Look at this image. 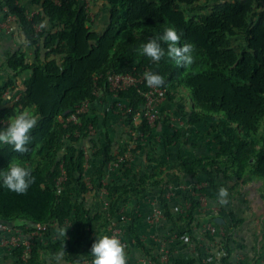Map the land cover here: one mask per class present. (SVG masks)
Wrapping results in <instances>:
<instances>
[{
  "label": "trees",
  "instance_id": "trees-1",
  "mask_svg": "<svg viewBox=\"0 0 264 264\" xmlns=\"http://www.w3.org/2000/svg\"><path fill=\"white\" fill-rule=\"evenodd\" d=\"M30 1L41 11L30 15L23 0L0 1L2 19L15 17L26 44L34 48L32 60L20 49L5 58L2 67L8 70L9 77L0 87V102L7 90L15 86L18 76L28 72L29 77L24 81L25 89L18 99L12 105L0 108V130L26 109L39 117L30 134L28 153L14 152L12 146L0 143V171L6 170L15 159L30 167L35 177V183L24 195L9 191L0 182V223L23 220L37 225L56 221L65 226L73 216L80 231L76 236V226H73L61 239L45 241V234L32 239L26 261L21 259L25 246L14 251L19 257L16 264H48L52 254L61 250L65 251L64 259L72 263L78 255H90L91 246L99 234V217H93L84 203V195L89 191L84 179L85 152L75 146L79 139L74 134L75 129L84 130L86 134L90 124L98 127L99 120L96 116L91 118L80 114L79 124H65L60 118L65 121L84 101L97 104L95 91L100 87L105 95L128 102L131 111L126 115L135 128L133 117L143 114L144 93L149 87L144 79L140 89L129 87L111 94L105 78L108 71L158 73L164 77L165 84L160 88L166 95L182 97L181 93H185L184 99H190L192 112L189 121L192 125L202 121L222 125L223 133L215 140L217 151L214 155L189 157L182 151L181 130L173 129L174 135H167V144L173 147L169 156L175 158L172 162L177 170L188 175L201 170L210 178L206 186L193 188L195 195L189 194L190 208L185 217H175L169 202L161 196L164 216L169 222L177 227L180 222L192 220L195 210L201 208L199 198L219 199L221 186L216 179L221 175L226 183L231 179L243 183L248 182L249 177L260 179L264 190V0L213 3L207 0L212 4L210 11L198 16L191 15V12L196 10L200 0H92L102 2L106 7L108 23L103 32L89 25L85 0ZM45 19L56 27L55 31L39 26ZM166 27H175L183 33L181 45L191 43L194 46L193 64L178 67L167 54L157 64L140 54L141 45L163 35ZM240 36V50L237 51L233 39ZM163 47L167 49V45ZM41 49L46 50L44 59ZM158 124L161 125L159 121ZM136 128L138 133L147 136L153 125L142 115ZM106 138L101 152L103 161L98 168L100 175L105 173L107 163L116 158L110 153L111 143L108 136ZM67 139L71 141L69 145H66ZM65 145L59 161L58 154ZM118 157H124V152ZM129 164L130 161L124 159L126 181L100 183L99 188L103 187L111 198V211L129 195L141 199L160 187V179L152 168L134 173ZM61 165L65 180L58 193ZM229 217L232 228H235L238 220L233 213H229ZM134 222L131 219L136 245L152 264H160L133 231ZM187 225L188 233L194 239L189 222ZM233 243L230 237H226L217 256L207 263L202 257L188 256L176 259L174 264H232ZM89 258L93 259L91 255ZM236 264L247 263L240 260Z\"/></svg>",
  "mask_w": 264,
  "mask_h": 264
},
{
  "label": "rangeland",
  "instance_id": "rangeland-1",
  "mask_svg": "<svg viewBox=\"0 0 264 264\" xmlns=\"http://www.w3.org/2000/svg\"><path fill=\"white\" fill-rule=\"evenodd\" d=\"M89 1L87 0V3ZM222 1L230 0H210L212 3ZM23 5L29 10L28 14L35 13L40 9L33 5L30 0H23ZM211 5L207 0H200L199 6L194 12H191V15L198 16L204 12H209ZM87 6L89 25L96 29L95 18L101 13L98 20L101 21L100 27L103 28L107 23V13L100 4H87ZM2 18L3 15L0 17V37L15 35V19L3 20ZM44 27L46 30H56V27L51 24ZM100 27L98 30H101ZM240 38L242 36L233 39L237 51L240 50ZM40 51L41 57L44 59L46 50L41 49ZM26 55L29 60H32L34 48L26 51ZM7 81L8 78L4 76L3 80L0 76V87ZM99 92V104L92 106L89 111L91 115L89 117H98V127L93 125L91 134L89 128L88 132H85L86 134H84V130L82 132L78 129H75L74 134L79 139L75 146L87 153L85 154L84 179L89 191L84 195V203L93 217H99V234L97 237L109 235L120 239L125 246L127 264H152L150 258L136 245V238L131 229V219L135 221L132 225L133 231L137 232L141 242L150 250V255L157 259L160 264H174L176 259H184L188 256L202 257L203 261L207 263L212 257L217 256L221 242L226 237H230L231 241L234 242L232 244L234 254L230 261L232 264H236L244 258L239 252L241 248L237 246L238 240H240L239 235L243 231L257 226V220L261 219L262 224H259L258 238L259 246L264 245V191L261 186L256 187L257 182L251 177L247 178L250 185L243 187L242 183L236 179L226 183L223 175H221L216 179V182L221 187L227 188L228 203L221 204L219 199L199 198L201 208L195 210L193 219L185 220L184 223L180 222L177 227L164 216L161 196L167 199L171 213L175 217H185L190 208L189 194L195 195L193 188H202L210 180L208 175L201 170L194 175L184 174L177 170L174 162H172L175 158L171 159L169 156L173 147L171 144H167V135L173 136V129L181 130L182 151L189 157L214 155L217 151L214 141L219 135H222V125L217 123L213 125L210 121L209 124L202 121L192 125L189 121L192 104L189 100L184 99L185 93H181L182 97L178 94L171 98L165 95L158 97L155 105L150 108L153 130L147 136H143L142 133L136 131L140 122L134 124L135 128H133L126 115L125 108L128 106V102L117 100L112 95H105L102 88H99ZM7 94L8 96H5L6 105L10 106L18 98H15L14 93L11 94V88L8 89ZM60 121L62 122L64 119L61 117ZM157 121L160 122V126L157 125ZM107 136L111 143L109 151L116 158L107 163L105 173L100 175L98 168L103 161L102 145L107 142ZM68 137L72 138V136ZM70 139H67L66 145L71 143ZM66 145L58 154L59 161L62 159ZM121 152H124L122 158L118 157ZM124 159L130 161L129 165L133 168L134 173H143L146 167L152 168L157 173V178L160 179V187L141 199L129 195L120 202L114 211H111V198L106 190L103 187L99 188V186L100 183L105 185L126 181L123 175ZM229 174L230 172H228ZM229 213H233L235 219L238 220L235 228H232ZM217 218L222 219L223 223L217 222ZM188 222L190 228L193 229L194 239L188 233ZM23 223V221L18 220L15 221L14 225L24 231L27 225H22ZM73 226H76L75 235L77 236L80 230L75 217L72 216L66 223L65 229ZM52 232H56V229H52ZM61 238L58 236V239ZM255 241L256 237L255 240L254 238L250 240L252 243ZM259 246L257 250L260 249ZM244 249L248 250L249 246L244 245ZM89 257L88 254L80 256L86 264H91ZM247 263H252V260H248ZM65 264L74 263L65 260ZM196 264L200 263L197 262Z\"/></svg>",
  "mask_w": 264,
  "mask_h": 264
},
{
  "label": "clouds",
  "instance_id": "clouds-1",
  "mask_svg": "<svg viewBox=\"0 0 264 264\" xmlns=\"http://www.w3.org/2000/svg\"><path fill=\"white\" fill-rule=\"evenodd\" d=\"M46 24L47 20L45 19L39 26L43 28ZM182 35L183 33L175 27H166L163 35L152 38L141 45L140 54L157 64L167 54L178 67L191 65L194 63V46L191 43L181 45ZM163 45H167L166 50ZM144 79L149 88L162 87L165 84L164 77L152 71H146ZM38 121L39 117L27 109L24 110L12 117L5 129L0 130V143L12 146L14 152L28 153L29 148L27 145L31 138L30 134ZM0 182L9 191L24 195L28 192L30 186L35 183V177L32 175L30 167H26L22 162L13 159L6 170L0 171ZM228 195L227 188L221 187L218 191L219 202L227 204ZM68 229H59V236L65 237ZM90 255L93 257L91 264H127L125 246L116 236L103 235L97 237L91 246ZM64 258L65 251H58L52 254L49 264H65ZM74 264H86V262L78 255Z\"/></svg>",
  "mask_w": 264,
  "mask_h": 264
},
{
  "label": "built area",
  "instance_id": "built-area-1",
  "mask_svg": "<svg viewBox=\"0 0 264 264\" xmlns=\"http://www.w3.org/2000/svg\"><path fill=\"white\" fill-rule=\"evenodd\" d=\"M15 17H9L8 20L14 19ZM105 78L108 85V91L111 94H117L119 91L126 90L129 87H136L140 89V86L144 82V74L132 72V73H115L112 71H108L105 74ZM98 87L95 91V95L98 96L100 94ZM7 95V92L4 94V97ZM166 92L163 91L160 87L156 88H148V90L144 93L145 97V108L142 115L146 116L151 121L150 115V108L155 105L156 100L158 97H164ZM93 106L92 102L84 101L80 105L77 106L75 112L70 114V116L62 122L70 123H78L79 124V115L80 114H89L91 107ZM131 109L127 106L125 108V112L129 113ZM142 115H134L133 122L134 124L139 123L141 121ZM93 125H89V133H92ZM85 154H87L85 152ZM62 169V176L57 181V192L59 193L62 188V182L65 180V172L63 170V166L61 165ZM23 221V220H21ZM22 225H27L26 230L28 229L29 232H24L19 228H16L13 223H0V250L6 251L10 257L12 258L13 262H17L19 257L14 255V251L20 247L25 246V250L21 255V259L26 261L30 255V246L32 239H38L42 236L47 235L44 238L45 241H48L50 238H58L59 236V229L64 228V225H60L56 221H50L49 223L31 225L27 221H23ZM52 229H56V235L53 236ZM23 232V233H21Z\"/></svg>",
  "mask_w": 264,
  "mask_h": 264
},
{
  "label": "crops",
  "instance_id": "crops-1",
  "mask_svg": "<svg viewBox=\"0 0 264 264\" xmlns=\"http://www.w3.org/2000/svg\"><path fill=\"white\" fill-rule=\"evenodd\" d=\"M86 2H87V0H86ZM94 3L95 4H100V6L105 11V13H107L106 7L103 5L102 2L89 1V3H86V7H88L87 4H92L93 5ZM37 7H39V6H37ZM39 11H41V8L37 12H39ZM28 12H29V10L27 9V13ZM32 14H34V13H31L30 15H32ZM100 14L101 13H99L96 16V18H95L96 29H95V27H93V29L98 31V32H103L104 29L107 26L108 21L106 20L107 23L103 26V28L100 27L101 26V21L98 20ZM1 16H2V14L0 13V17ZM14 19H15V23H16V28H15L16 33H15V35L7 36V37L6 36L0 37V67H1L0 76H2L3 80H4V76L6 78L9 77L8 70L6 68L2 67L4 65V63H5L6 56L9 53L15 51L16 49H20L22 52H25V53L29 49L33 50V47H31V46L26 44L24 34L21 31V27H20L19 24H17L16 18H14ZM47 24H50V23L47 21ZM98 26L101 28V30H98L99 29ZM32 59H33V57H32ZM28 77H29V73L28 72H24L21 76H18L16 78L15 86L11 87V94L14 93L16 95L15 98H18L20 96V94L23 92V90L25 89L24 81ZM16 84L17 85L19 84V86H17ZM7 92H8V90H7ZM7 96H8V94H7ZM98 101H99V97H98ZM98 101H97V104H95L93 106L98 105L99 104ZM6 102L7 101L5 100V97L3 96V98H2V100L0 102V108L7 106ZM189 102H191V101H189ZM211 123L214 125L215 122L213 121ZM208 124H209V122H208ZM214 143H215V141H214ZM215 147H216V145H215ZM231 180H233V179H231ZM254 181L257 182L256 187H260L261 186L263 188L262 180L254 178ZM238 182H241L243 187L250 185L249 184L250 182L243 183L242 180H240ZM263 207H264V204H263ZM260 223L262 224L261 219L257 220V226H255V227H253L251 229H247V230L243 231L239 235V239L240 240H238L239 244L237 246H238V248H241L239 252H241V254H242L241 256L244 257L243 259H240V260L246 261V263L248 262V260H252V263H250V264H264V245L262 244L261 246H259V238H258L259 237L258 233H259V230H260V227H259ZM55 235H56V233L53 234V236H55ZM240 236H241V238H240ZM255 237H256V241L254 243L250 242V240L252 238H254V240H255ZM244 245H248L249 249L245 250L244 249ZM258 246H259L260 249L257 250ZM0 264H16V262H13L12 258L10 257V255L6 251L0 250Z\"/></svg>",
  "mask_w": 264,
  "mask_h": 264
},
{
  "label": "water",
  "instance_id": "water-1",
  "mask_svg": "<svg viewBox=\"0 0 264 264\" xmlns=\"http://www.w3.org/2000/svg\"><path fill=\"white\" fill-rule=\"evenodd\" d=\"M216 221H217V222H220V223H223V222H222V219H220V218H217Z\"/></svg>",
  "mask_w": 264,
  "mask_h": 264
}]
</instances>
